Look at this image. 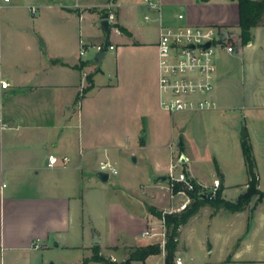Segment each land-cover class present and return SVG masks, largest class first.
I'll list each match as a JSON object with an SVG mask.
<instances>
[{
	"label": "crops",
	"instance_id": "0c3cea01",
	"mask_svg": "<svg viewBox=\"0 0 264 264\" xmlns=\"http://www.w3.org/2000/svg\"><path fill=\"white\" fill-rule=\"evenodd\" d=\"M96 1H50L48 8L58 13L50 33L36 32L34 36L29 31L7 28L5 37L0 29V84H8L6 88L0 85V264H102L84 262L95 248L103 257L120 263L130 248L153 244L160 238L142 237L145 231L156 234L162 231L161 220L150 209L162 212L171 204L167 175L175 156L170 122L173 115L159 104L158 25L150 23L156 30V38L146 40L134 27L142 26L137 17L140 12L144 16L147 9L126 0L111 1L116 21L111 22L104 56L94 65L96 47H102L105 39L98 22L105 18L82 9L95 6ZM160 2L166 24L175 23L180 12L186 23L193 25L229 28L238 22L237 4L229 0ZM171 7H176V12H165ZM30 8L36 10L34 6ZM113 30L121 35L120 43L110 41ZM52 41L54 48H49ZM80 41L86 47V55L82 57ZM110 46L113 48L109 49ZM245 48L250 49V61L241 71V86L229 84L225 74L222 76L216 70L212 96L217 104L215 110L225 111L240 102L241 109L246 111L245 139L255 160L258 189L264 193L259 187L256 155L261 141L254 126L256 121L264 122V24L251 29L250 42L242 50L239 46L236 54L241 55ZM95 68L97 71L93 73ZM85 74L91 76V85ZM211 111H204L203 117L212 119ZM223 117L231 120L233 116H219ZM238 122L235 117L234 124ZM230 133H234L230 145L220 140L218 153L209 152L214 163L209 167L211 177L199 173L193 162L190 166L191 157L184 152L179 153L178 159L181 154L186 158L183 172L190 179L201 187H209L218 179L222 197L234 201L245 191L241 192V188H246L247 181L235 183L232 177L239 165L237 153L243 139L238 138V128ZM176 142L178 146L184 145L179 137ZM48 155L67 157L69 163L50 168ZM241 157L246 173L242 152ZM100 162L112 164L117 170L114 176L122 168L130 170L140 163V173L131 172L127 179L121 174L114 182L118 192L121 185L138 184L140 194L134 192L114 200L105 197L102 192L106 188L101 185L105 182L96 177ZM161 177L165 180H159ZM96 184L101 185L98 194ZM232 193L234 199H228ZM92 199L102 206L100 225L89 214L88 203ZM263 200L251 204L252 200L245 210L235 213L207 205L201 207L180 228L174 258L185 254L187 261L195 264H263L264 259L243 257L251 252L249 246L246 252L240 249L241 242L253 232L254 215ZM206 208L208 222L220 219L223 233L208 231L199 241L202 251L199 257L194 254L192 244L181 245L178 251L184 226L199 218ZM240 218L245 229L233 244L231 240L238 234L234 235L232 228ZM155 257H161L165 264L164 252L131 264H155Z\"/></svg>",
	"mask_w": 264,
	"mask_h": 264
},
{
	"label": "rangeland",
	"instance_id": "374dc122",
	"mask_svg": "<svg viewBox=\"0 0 264 264\" xmlns=\"http://www.w3.org/2000/svg\"><path fill=\"white\" fill-rule=\"evenodd\" d=\"M50 1L52 0H11L10 3L4 4L2 3V0H0V29L3 31V36L7 32V28L11 31L17 30L20 32L29 31V33H32L35 36L36 32L50 33L52 30L53 32V24L54 19L56 16H58V13L48 8V5L50 4ZM73 2V0H70ZM111 1L114 0H97L96 5L83 7L82 10L87 12L96 13L98 17H106L108 15V12L114 11L115 7H111L110 10L107 8ZM129 4L135 5L138 4L137 0H126ZM36 7V13L31 14L30 7ZM114 8V9H113ZM176 7L170 8V10L166 11L169 14H172L176 12ZM211 16V14H210ZM137 21H140L142 23V26L140 27L137 25L138 29L134 27L135 31L139 32L141 35H143L146 40H154L156 38V30L150 23H144L143 22V13L140 12V14L137 17ZM115 22V14L114 19ZM136 21V22H137ZM99 26V25H98ZM224 29L230 30L233 32L237 37L239 36V30L237 25L231 26L229 28L220 26ZM6 37V36H5ZM121 35H116L115 30L111 32L110 41L120 43L121 42ZM49 48H54V41L48 43ZM240 50H242L243 46L239 43ZM6 47V46H5ZM44 47V46H43ZM241 55L238 54H222L220 53L219 57L216 59V70L217 72H220L221 75L225 74L224 77L227 78V81L233 83L235 86L240 87L241 86V71H243L244 65H246L249 61V50L250 49H243ZM108 54H110L111 51L107 50ZM90 53H93V50L91 49ZM223 76V75H222ZM89 75H86V81L88 80ZM222 78V77H221ZM217 80L215 81L216 84ZM86 85V84H85ZM236 87V88H237ZM227 89H224V91ZM230 89H228V92ZM235 92H238V90H235ZM231 93V92H230ZM211 112H214L212 115V119H205L203 117L204 111H182V112H176L173 113L172 117L170 118L171 122V128L173 132V150L175 152L174 156V162H178V155L179 153L184 152L186 155L191 157L190 162L188 163L190 166L192 165L191 162H193L194 167L198 170L199 173L204 174L206 176H210L209 174V167H213V159L211 158V154L209 152L218 153L220 149L219 141L222 140L223 142L226 141V144L230 145V142L232 139H234V133H230V130L233 129V131H236V128H238V138L240 140L239 132L241 127H244L246 130V122L247 120L243 118V115L246 113V111L241 109L240 102L234 107L229 108L225 111L220 110H213ZM170 114V113H168ZM221 114H226L227 116H233L232 119L226 117V118H219ZM238 117L239 122L238 124H234V118ZM233 122V123H232ZM257 122V123H256ZM254 122V126L257 127L259 139L261 141L260 147L256 149L258 151L257 160L259 163V177H260V189L264 191V122L262 124H259L260 122L256 121ZM236 125V126H235ZM233 126V128H232ZM236 127V128H235ZM233 135V137H232ZM179 137L180 141L184 142V145L178 146L176 142V138ZM190 138V139H189ZM232 146V145H231ZM233 148V146H232ZM230 153V152H229ZM238 157V167L237 170H235L232 177H234L235 183L241 184L243 181H247V172L245 173V169L242 164V157H241V150L239 145V151L237 153ZM235 152L233 150V163L235 162ZM184 165H187V163L179 164L177 165L176 170L177 171H186V167ZM189 166V167H190ZM98 167V165H97ZM141 164L138 163L136 166L131 167V169H121V172L117 176L111 175L109 177V180L103 184L102 186H105L106 190H104L102 193L105 194V197H110L109 199L114 200L115 197L119 198L122 196L125 197L126 194H140L139 192V185H133V182H130L129 184L126 183L125 186L121 185V191H117L116 185H114L115 180L123 174L124 178H128V175H131L135 172H141ZM234 170V168H232ZM237 171V172H236ZM139 176V175H138ZM100 184H96L95 194L99 190ZM98 188V189H97ZM108 188V189H107ZM209 188V187H208ZM205 190V189H204ZM245 189L241 188V192H243ZM205 190L204 192H206ZM232 193L228 196V199L232 198L234 199L235 195ZM206 197H209L208 194ZM256 201L258 202L256 198L253 199V203ZM264 201V200H263ZM262 201V202H263ZM88 210L89 214L94 216L96 223L99 224L101 222V218L99 217V213L102 210V206L98 205L97 200H90L88 203ZM159 218V217H158ZM161 220V218H159ZM220 219L218 221H213V223L210 224L208 222V209L202 210L200 213L199 218H195L192 221H189V223L184 226L181 234V240L180 245L178 247V251L181 249V245H188L192 244L193 252L196 256L199 257L200 254H202V251L199 250L198 244L200 239H202L206 234H208V231L216 232L217 234L223 233L221 230V223ZM253 232L249 236H247L242 242L240 249L242 251L246 252V246H249L251 249V252L247 255L244 254L243 257H252L253 259L257 260H263L264 259V203L259 205V207L256 210V213L254 215V221L252 223ZM245 229V224L243 222V219L240 218L236 220V224L234 223L232 230H234V235L238 234L233 240V244L236 242V239L239 236H242ZM210 234V233H209ZM156 243L161 244L160 238L157 240ZM236 244V243H235ZM181 259L184 262V264H195V262L190 263L186 259L185 254H180ZM174 259V255L172 260ZM156 262V263H155ZM153 263L155 264H164L161 257H155L153 259ZM168 264V263H167ZM264 264V263H263Z\"/></svg>",
	"mask_w": 264,
	"mask_h": 264
},
{
	"label": "built area",
	"instance_id": "2783aa9c",
	"mask_svg": "<svg viewBox=\"0 0 264 264\" xmlns=\"http://www.w3.org/2000/svg\"><path fill=\"white\" fill-rule=\"evenodd\" d=\"M138 4L147 9L143 16L144 23L157 22L158 35L156 41L158 60V96L159 104L166 112L173 114L182 111H209L215 110L217 104L213 99V91L216 81V59L220 53L236 54L240 39L230 30L213 25H193L186 23L183 13L176 14V22L166 24L162 20V6L160 0H137ZM11 0H2L8 4ZM113 5L110 4L107 8ZM35 13V8H30ZM154 15L155 17H153ZM105 19L110 22L114 14L108 12ZM225 33L226 38L218 43L220 34ZM208 44L206 47L205 45ZM241 44V43H240ZM113 47L110 46L109 49ZM97 51L101 46L96 47ZM86 55V47L80 41L79 56ZM86 77V74H85ZM1 87L6 88L7 83L1 82ZM80 88V94L83 91ZM67 157L48 155L47 166L53 168L57 165L67 166ZM178 162L172 163L167 175V191L170 206L162 210L161 229L158 234L145 231L142 237L150 238L159 236L161 247L165 243L164 216L178 213L184 210L191 202V193L199 187L198 195L214 197L220 187L218 179H214L208 187H201L185 172L177 171ZM98 171L108 175L117 173V170L109 162H100ZM206 192H204L205 190ZM169 264H184L181 258H174Z\"/></svg>",
	"mask_w": 264,
	"mask_h": 264
},
{
	"label": "trees",
	"instance_id": "16d2710c",
	"mask_svg": "<svg viewBox=\"0 0 264 264\" xmlns=\"http://www.w3.org/2000/svg\"><path fill=\"white\" fill-rule=\"evenodd\" d=\"M229 1L235 2L237 4V27L239 30L238 38L240 39L241 45L244 46L251 40V29L264 24V0ZM114 26H116L120 32L125 34L127 33L124 28L118 25ZM96 71L97 70L95 68L93 73ZM87 82L91 85V76L88 77ZM241 152L248 178L245 191L239 194L234 201H228L222 197L221 187L217 189L215 196L210 198L198 195L197 192L199 187L196 186V190L190 194L192 200L184 210L178 213L166 214L164 216L165 243L163 248L159 243L130 248L127 252V257L120 263L103 257L95 248L93 255L89 259L84 260V262L93 261L102 264H131L132 262H144L148 256L158 255L164 252L165 264H169L172 262L174 252L176 251L180 228L185 225L188 220L199 211L201 207L207 205L214 210L224 209L228 212L235 213L245 210L254 198H256L257 201L264 199V193L258 189V175L255 170V160L252 154L251 146L246 141V139H243L241 142ZM150 210L155 216L162 218L161 212H158L154 209ZM250 219L251 217H249L247 221V229L250 225Z\"/></svg>",
	"mask_w": 264,
	"mask_h": 264
},
{
	"label": "water",
	"instance_id": "95a60500",
	"mask_svg": "<svg viewBox=\"0 0 264 264\" xmlns=\"http://www.w3.org/2000/svg\"><path fill=\"white\" fill-rule=\"evenodd\" d=\"M98 24L105 34V39H104V42L102 44L101 50L96 53V55L94 56V58L92 60V63L94 65H98L101 58L104 56V53L108 47V38L110 35V28H111V22L108 19H102L98 22ZM225 38H226L225 33L220 34L218 43H221L223 40H225ZM205 46L207 47L208 44H206ZM239 136L242 139H245L247 137V133H246V130L244 127H241L240 132H239ZM181 144H182V142H179V145H181ZM186 161H187L186 158L181 154L179 159H178V163L182 164V163H185ZM96 177L101 182H106L109 178V175L105 172L99 171V172H97ZM159 180L164 181L165 178L161 177V178H159ZM95 242H97V241H95Z\"/></svg>",
	"mask_w": 264,
	"mask_h": 264
}]
</instances>
